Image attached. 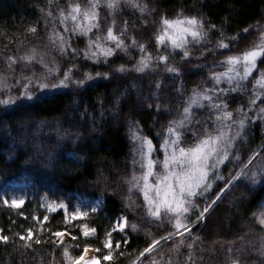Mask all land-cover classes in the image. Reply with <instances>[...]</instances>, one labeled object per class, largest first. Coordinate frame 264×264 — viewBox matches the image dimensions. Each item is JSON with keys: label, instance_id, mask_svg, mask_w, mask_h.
<instances>
[{"label": "trees", "instance_id": "16d2710c", "mask_svg": "<svg viewBox=\"0 0 264 264\" xmlns=\"http://www.w3.org/2000/svg\"><path fill=\"white\" fill-rule=\"evenodd\" d=\"M68 2L53 0L49 5L48 0H0V72L7 77L11 95L18 97V89L22 85L17 83V78L22 74L43 73V65L39 63L41 56L50 66L52 62L59 65V75L72 64L78 69L73 70L74 77L82 78L84 71L91 72L93 76L97 71L109 73L107 78L89 82L91 86L78 88L70 84L67 88L36 92L38 99L32 101L17 99L12 105H0V197L8 183L24 179L30 184L21 207L5 205L0 199V229H3L2 234L10 237L7 243L0 242V264H64L62 253L65 246L72 255H80L86 244L95 251L97 264H132L151 241L147 233L158 238L170 230L167 225L159 227L148 221L142 196L135 191L129 193L124 183V178L132 171L134 144L128 135L129 125L138 124L141 133L158 147L160 137L157 133H162L167 122L175 117L177 109L183 108L185 96L194 87L212 86L210 70H223L215 64L230 53L215 48L220 30L225 37H238L230 44V50L235 52L249 46L258 35V27H264V0H140L148 7V12L143 14L122 3L115 14V30L119 31L127 22V33L123 38L129 45L128 51L118 50L107 63H95L86 60L82 53L73 57L70 50L68 54L61 55L48 40L53 24L63 30L58 22L57 9L67 7ZM80 2L84 4L86 0ZM49 10L57 17L56 20L46 16ZM178 12L203 16L207 22L205 27L208 23L215 24L217 27L211 30L210 41L191 44L192 55L186 61L181 59L180 50H176V54L168 53V62L180 69L179 74L165 71L163 64L143 73L134 71L132 66L140 52L131 46V38L144 43L153 56L163 54L155 47L153 33L161 15L174 17ZM111 20L108 10L102 7L101 33L106 32ZM29 27H36V32L27 31ZM245 28H249L248 33L243 32ZM95 34L94 29L90 35L94 37ZM71 43L73 48L84 49L87 38L73 36ZM201 47L209 51L201 55ZM32 48L37 49V61L27 64L18 60L9 71L7 56L19 57ZM121 64L128 70L116 71ZM261 68L264 64L258 61L254 74H258ZM220 87L226 88L227 84ZM251 87L249 83V90ZM4 94H8L7 89H4ZM3 98L4 95H0V99ZM224 98L230 110L246 102L241 93H228ZM204 122L211 127L209 111L207 108L196 109L192 123L184 131L187 142H191L193 130L199 132L203 129ZM263 144L264 120L258 119L249 123L245 138L235 145L233 155L238 152L240 161L230 158L219 166L224 180L216 181L213 192L208 196L213 197L219 186H223L235 174L239 164L247 161L254 151H258V155L251 167L264 163ZM157 155L162 158V150ZM79 198H101L103 207L86 218L70 220V223L64 221V211L57 209L47 213L49 220L42 228L32 219L35 215L42 220L47 211L46 207H41L42 204L63 202L70 212ZM129 199L135 201L134 206H129ZM197 202L203 205L204 200L200 198ZM261 205H264V183L250 187L243 180L234 182L206 218L191 229L192 235L198 237L193 247L194 264H230V258L237 259L238 264H264V256L259 253L260 236L264 233L253 217ZM121 216L127 218L125 233L128 244L123 243L125 233L113 232V256L105 261L103 257L108 249L103 246L104 234ZM85 223L96 229L94 235H82L79 225ZM132 223L139 224L141 230L133 232ZM30 227L34 237L38 236L42 242L36 244L31 241L32 247L26 248L24 241L14 234H26L25 230ZM55 231H64L68 238H63L61 243L60 238L52 236ZM116 240L121 241L118 249ZM188 240L191 241L190 236ZM172 243H161L153 257L166 261L174 255L168 252ZM161 251L163 258L159 255ZM188 251L186 246L181 247L180 254L175 256L178 264H183ZM120 252L125 254L121 256ZM147 259L148 255L142 261L147 264Z\"/></svg>", "mask_w": 264, "mask_h": 264}, {"label": "snow or ice", "instance_id": "6c2138e0", "mask_svg": "<svg viewBox=\"0 0 264 264\" xmlns=\"http://www.w3.org/2000/svg\"><path fill=\"white\" fill-rule=\"evenodd\" d=\"M48 3L51 5L53 0H48ZM122 3L137 9L142 14L148 12L147 4L140 3V0H86L84 4L80 0H69L67 7L57 9L58 22L63 30L61 31L56 24H53L52 29L49 30V42L61 55L68 54L70 50L73 57L82 53L86 60H92L95 63L101 61L107 63L108 58L118 50L127 53L129 45L123 38L127 33V22L119 31L115 30V14L119 11ZM102 7L107 9L109 16L112 17L111 23L108 24L104 33L100 32V10ZM41 11L43 12L44 9ZM46 16L52 20L57 19L51 10L46 12ZM206 23L203 16L185 15L183 12H178L174 17L161 15L153 33V39L157 51L162 50L163 54L153 56L147 51L144 43H139L135 37H132L131 46L140 52L136 64L132 66L133 70L143 73L163 64L165 71L179 74L180 69L168 62V53L176 54V50H180L182 60L186 61L190 58L192 55L190 45L209 42L211 30L217 27L211 23L205 27ZM94 29L96 34L93 37L90 33H93ZM27 31L35 33L36 27H29ZM243 32L248 33L249 28L243 29ZM73 36L87 38L84 49L72 47ZM237 39V36L225 37L223 31L220 30V38L216 41L215 48L228 50L230 53L215 64V67L223 70H210L209 79L212 86L194 87L185 96L183 108L177 109L175 117L167 122V127L162 133H157L160 137L158 147L154 145L151 138L141 133L138 124L129 125L128 135L134 144L131 152L132 171L124 178V183L127 184L129 193L135 191L142 196L143 208L148 221L156 223L159 227L167 225L170 229L158 238L147 233L151 237V241L139 252L132 264H136L137 261H140V264H145L144 261H141V257H145V254H148L147 264H178L175 256L180 254L182 246H186L189 250L188 255L184 257L183 264H194L193 247L198 237L192 235V225L205 219L209 210L234 182L243 180L250 187L264 183V163L251 167L253 159L258 155L254 151L247 161L239 164L235 174L231 175L223 186H219V190L214 192L213 197L208 196L209 192H213L215 182L224 180L219 166L230 158L240 161L239 153L233 155V150L236 143L245 138L249 123L258 119L264 120V68H261L258 74H254V70L258 68V61L264 64V27H258V35L249 46L232 52L230 44H233ZM199 51L203 55L209 49L201 47ZM37 57L36 48L30 49L28 53L19 57L9 55L6 58L7 68L12 71V66L18 60L30 64L37 61ZM39 63L43 65L42 74L36 75L33 72L30 76L22 74L20 78H17V83L22 85L18 89V97L11 95L7 77L0 72V95H4V98L0 99V105H12L17 99L32 101L38 99V96L35 95L36 92L67 88L70 84L76 85L78 88L91 86L89 82L96 78L103 79L109 76L108 72L97 71L93 76L91 72L84 71L82 78L74 77L73 70L77 69L75 64L65 68L62 75H59L61 69L55 62H52L50 66L44 62L41 56ZM127 70L126 65L123 64L116 69L119 72ZM249 83L252 85L250 90ZM221 84H227V87H220ZM4 89H7V95L4 94ZM228 93H241L246 97V102L230 110L229 103L224 98ZM257 101H260L259 106ZM156 107L159 109L160 106ZM204 108L209 111L211 127L207 122H204L203 129L199 132L193 130L192 140L187 142L184 131L192 123L195 110ZM197 123L200 122L197 121ZM77 138L79 139V137ZM160 150H162V158L157 155ZM200 198L204 200L203 205L197 202ZM0 199L3 204L13 208H19L25 203L23 196L13 195L9 199L5 194ZM134 205L135 201L129 199V206ZM41 207H46L47 210L42 220L35 215L32 217L41 228L44 222L49 220L47 213L55 212L57 209L64 211L66 223H70L69 217L74 221L89 216V210L79 204L74 206L71 213L63 202L52 201L46 205L42 204ZM89 207L91 212L97 210L95 207ZM20 215L23 216L24 213L21 212ZM253 217L260 226L261 232L264 233V205H261L258 211L253 213ZM127 226V218L121 216L105 232L103 246L108 249L107 254L103 257L105 261L113 256L112 233L116 231L125 233ZM79 227L84 237H90L96 233V229L89 227L86 223L80 224ZM130 227L133 232L141 230L137 223H132ZM2 233L3 229H0V242L7 243L10 237ZM25 233L14 234L19 237L20 241H24V247L31 248V241L36 244L42 242L38 236L34 237L33 228L26 229ZM64 235V231L52 232V236L60 238L61 243ZM189 236L191 241L188 240ZM126 237L127 233L123 240L125 245L128 244ZM175 237H179V239L175 240ZM72 239L75 240L76 237L73 236ZM164 241H173L168 252L174 255H170L166 261L157 260L153 257V253ZM52 242L57 243L56 240ZM120 246L121 241L116 240L115 247L118 249ZM88 248L89 245L86 244L80 255H72L69 248L65 246L62 253L64 264H97L96 256L85 259L84 254L88 252ZM228 251L231 252L232 249L229 248ZM259 253L264 256V235L260 236ZM124 254V252L119 253L121 256ZM159 255L163 258V251L159 252ZM230 264H238V260L230 258Z\"/></svg>", "mask_w": 264, "mask_h": 264}, {"label": "rangeland", "instance_id": "374dc122", "mask_svg": "<svg viewBox=\"0 0 264 264\" xmlns=\"http://www.w3.org/2000/svg\"><path fill=\"white\" fill-rule=\"evenodd\" d=\"M29 187H30L29 183H27L24 179H20L18 181L8 183L3 188L1 196L3 197L5 194H7L9 199H11V197L13 195L23 196L26 199ZM78 204L87 208L89 210V214L90 213H96V212L100 211L101 208L103 207V199L99 198L97 200H87V199L79 198L74 206H76ZM89 206L95 207L97 210L95 212H91ZM73 210H74V207H73L72 211ZM69 213H71V211ZM69 220H71V217H69ZM116 232H119V231H116ZM119 233H121V232H119ZM63 238L67 239L68 236L65 234ZM88 249H89L88 252L85 254H89L90 256H95V251L93 249H90V248H88ZM97 263H98V261H97Z\"/></svg>", "mask_w": 264, "mask_h": 264}, {"label": "water", "instance_id": "95a60500", "mask_svg": "<svg viewBox=\"0 0 264 264\" xmlns=\"http://www.w3.org/2000/svg\"><path fill=\"white\" fill-rule=\"evenodd\" d=\"M263 146H264V144L261 146V148H262ZM261 148H260V149H261ZM260 149H259V150H260ZM257 152H258V151H257ZM230 187H231V186H230ZM230 187H229L228 189H226L225 193L230 189ZM225 193H223L222 196H223ZM218 201H219V200H218ZM218 201H217V203H218ZM217 203H216V204H217ZM216 204H215V205H216ZM215 205H213V207H214ZM213 207H212V208H213ZM212 208H211V209H212ZM211 209H210V210H211ZM210 210H209V212H210ZM209 212H208V213H209ZM208 213L206 214V216L208 215ZM206 216H205V218H206ZM203 220H204V219H203ZM197 223H198V222H197ZM197 223H195L194 225H192V228H193ZM162 243H163V242H162ZM146 255H148V254H145V256H146ZM143 258H144V257L141 258V261H142ZM139 263H140V261H138L136 264H139Z\"/></svg>", "mask_w": 264, "mask_h": 264}, {"label": "bare ground", "instance_id": "6f19581e", "mask_svg": "<svg viewBox=\"0 0 264 264\" xmlns=\"http://www.w3.org/2000/svg\"><path fill=\"white\" fill-rule=\"evenodd\" d=\"M89 250V249H88ZM85 259H90L92 256H90L89 254H85Z\"/></svg>", "mask_w": 264, "mask_h": 264}]
</instances>
